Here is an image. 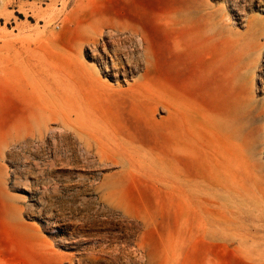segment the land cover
Wrapping results in <instances>:
<instances>
[{"label":"rangeland","instance_id":"1","mask_svg":"<svg viewBox=\"0 0 264 264\" xmlns=\"http://www.w3.org/2000/svg\"><path fill=\"white\" fill-rule=\"evenodd\" d=\"M0 264H264V0H0Z\"/></svg>","mask_w":264,"mask_h":264},{"label":"bare ground","instance_id":"2","mask_svg":"<svg viewBox=\"0 0 264 264\" xmlns=\"http://www.w3.org/2000/svg\"><path fill=\"white\" fill-rule=\"evenodd\" d=\"M66 6H62L59 10V12L65 11ZM79 9L75 6L72 7L69 11V15H75L77 14ZM112 30V29H111ZM110 32V35H112L113 31ZM97 40V38L95 39ZM132 40L136 50L145 58L146 57V44L143 36L136 34L134 37H132ZM122 47H124V44H121ZM122 49L120 46L113 48L112 51L105 50L106 57L108 56L111 60L112 67L117 65L120 61L119 58V52H121ZM104 56H101V59H103ZM95 59V58H94ZM181 110L179 109V106L176 102H173L169 108L168 113L174 118H178L180 115ZM216 128L219 134V137L221 139V145L223 147H226L225 144L228 143L231 146L234 143L235 136V124H234V114L233 111L230 109H223L218 115L216 119ZM228 147V150L231 151L232 147ZM221 152V151H220ZM222 155H220L222 158H226L223 152H221ZM229 159V158H228ZM228 171V170H227ZM203 189L204 191L207 190L210 193V196L207 197L206 204L210 207L211 211H207L205 214L203 224H204V234L207 237L211 238H219L222 236L221 234L225 232L226 227L225 225L230 226L234 222H239L241 224H245L244 221V214L247 213L246 211L255 210L251 206H245L238 203L234 198L236 196V192H234V188H232L231 184H223L217 186V184L212 185L209 189H206L205 187H199L200 189ZM258 225V224H256Z\"/></svg>","mask_w":264,"mask_h":264}]
</instances>
